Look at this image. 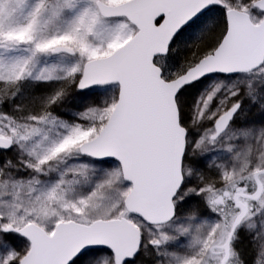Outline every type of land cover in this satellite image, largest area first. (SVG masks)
Listing matches in <instances>:
<instances>
[{"label": "snow or ice", "instance_id": "obj_1", "mask_svg": "<svg viewBox=\"0 0 264 264\" xmlns=\"http://www.w3.org/2000/svg\"><path fill=\"white\" fill-rule=\"evenodd\" d=\"M0 264H264V0H0Z\"/></svg>", "mask_w": 264, "mask_h": 264}]
</instances>
